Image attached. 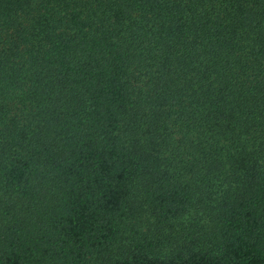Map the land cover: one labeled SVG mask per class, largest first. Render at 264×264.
<instances>
[{"label": "trees", "instance_id": "1", "mask_svg": "<svg viewBox=\"0 0 264 264\" xmlns=\"http://www.w3.org/2000/svg\"><path fill=\"white\" fill-rule=\"evenodd\" d=\"M0 264H264V0H0Z\"/></svg>", "mask_w": 264, "mask_h": 264}]
</instances>
